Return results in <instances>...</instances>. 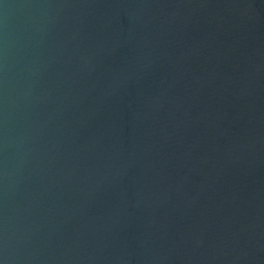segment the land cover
<instances>
[{
	"label": "water",
	"instance_id": "water-1",
	"mask_svg": "<svg viewBox=\"0 0 264 264\" xmlns=\"http://www.w3.org/2000/svg\"><path fill=\"white\" fill-rule=\"evenodd\" d=\"M0 264H264V0H0Z\"/></svg>",
	"mask_w": 264,
	"mask_h": 264
}]
</instances>
